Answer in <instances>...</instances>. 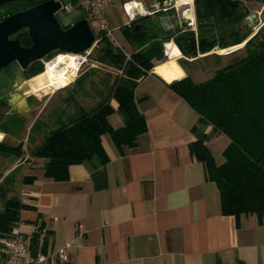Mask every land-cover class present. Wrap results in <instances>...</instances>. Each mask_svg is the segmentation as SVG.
I'll return each mask as SVG.
<instances>
[{"label":"crops","instance_id":"1","mask_svg":"<svg viewBox=\"0 0 264 264\" xmlns=\"http://www.w3.org/2000/svg\"><path fill=\"white\" fill-rule=\"evenodd\" d=\"M191 5L193 9V0ZM155 7V0H115L104 9L103 17L108 25L109 21L120 24L114 27L120 30L136 19L152 16ZM74 12L76 19L83 18L80 11ZM121 37L127 43L122 33ZM167 43L175 46L176 53L167 58L164 48V59L154 66L176 60L182 74L175 80L186 77L178 62L186 58L172 40L164 47ZM127 45L130 51L126 55L141 47ZM72 80L60 89L72 90L76 83ZM171 82L153 71L140 78L134 99L145 119L146 132L131 148L118 146L109 134H103L100 143L106 162L94 158L71 165L64 181L44 177V160L29 157L31 151H25L30 137L34 150L61 123L58 119L50 129L39 122L36 130L43 132L32 135L45 104L37 115L31 114L33 99L29 95L39 97L41 88L48 86H29L25 80L13 85L17 88L9 93L8 114H20L24 128L18 137L1 130L0 142L12 139L22 145L21 157L31 159L29 163L16 159L4 172L6 175L26 164L21 179L34 178L32 183L23 184L25 197L19 198L33 207L20 211L19 228L29 247L30 236L38 234L42 251L64 247L70 264H264V223L255 215H241L238 220L222 215L216 185L206 179L202 163L189 150L190 143L205 134V145L220 164L228 139L200 123L198 114L169 87ZM110 106L109 124L112 128L123 126L116 102L111 100ZM82 107L77 111L68 107L69 118L84 112L86 104Z\"/></svg>","mask_w":264,"mask_h":264},{"label":"trees","instance_id":"2","mask_svg":"<svg viewBox=\"0 0 264 264\" xmlns=\"http://www.w3.org/2000/svg\"><path fill=\"white\" fill-rule=\"evenodd\" d=\"M45 1L23 0L2 5L0 20ZM75 1L69 0L70 3ZM246 2L264 6V0H193L195 31L175 28L163 32L154 22L149 23L151 28L147 26L145 30L136 31L134 25L143 17L122 26L120 31L127 43L132 47L141 46L129 54L128 60L122 49L112 47L106 37L100 36L98 43H102V54L98 61L121 70L122 74L114 80L99 105L59 123L30 152L31 157L44 160V177L64 181L71 165L94 158L105 163L107 157L100 143L103 134H109L118 146L134 147L138 137L146 132L145 119L137 109L134 90L138 80L153 71L167 82L172 81L169 87L198 114L200 123L211 126L213 134L224 135L229 141L220 164L215 162L205 145L208 139L205 134H199L189 145L192 156L202 163L206 179L218 189L221 214L234 216L236 220L241 215H255L259 223H264V25L255 33L244 26L249 15ZM12 38L19 39L23 47L30 46L25 29ZM170 40L189 60L244 43L239 48L243 49V55H234L204 81L196 83L188 75L175 80L182 74L176 60L156 67L152 62L163 58V44ZM213 55L222 59L220 55ZM180 65L183 67L181 62ZM43 72L44 63L36 60L21 70V76L25 81L34 77L36 80ZM111 100L116 102V111L123 120V126L119 128H112L108 122V116L113 112ZM5 104L0 97V131L7 133L3 127L9 115L3 110ZM21 147V144L9 146L0 142V155L15 152L20 155ZM7 176L0 183V197L4 204L0 211V236H7L13 227L19 225L21 210L33 208L19 198L5 197L7 188L4 185L11 182ZM33 179L24 176L22 183L30 184ZM37 238L38 234L32 236L31 249H34ZM238 264L244 263L239 261Z\"/></svg>","mask_w":264,"mask_h":264},{"label":"rangeland","instance_id":"3","mask_svg":"<svg viewBox=\"0 0 264 264\" xmlns=\"http://www.w3.org/2000/svg\"><path fill=\"white\" fill-rule=\"evenodd\" d=\"M61 1L64 4L69 2V0ZM245 6L248 9L249 15L245 19L243 24L246 28L252 30L253 33H255L259 27L264 25V6L255 2H246ZM107 12L106 14L108 15ZM56 15L61 24L74 21L77 18L75 12L66 14L59 11ZM110 17L111 19H116L115 15H110ZM109 22V27L112 30V38H107V40L109 41L110 45L114 48L122 49L124 54L128 53L130 51V47L127 45V43L123 41L119 27L114 28L116 27L115 25L120 26V24H116L115 21ZM89 26L94 34H98L96 22H89ZM114 40L116 41V44L114 43ZM241 45L243 46V44H240L236 47H231L224 50H214L206 55H202V57L197 61L190 62L188 61L189 59L186 60L181 58L178 60V62L182 63V68L186 71L187 75L190 76L197 83L210 78L214 74V71L216 69L230 61V59L233 58L234 55H243V49H239L242 47ZM101 46L102 43L99 42L89 48L91 49V54L89 57H87L86 63L79 67L78 73L72 80V82L76 81V83L73 85L72 90L69 88L55 89L52 86H48L47 88L41 89V91H39L41 92V95L39 97L33 94L29 95L31 96V100L33 99V101L30 102V106L33 105V112L31 114L37 115L41 107L45 104L44 110L36 120V125H34L35 127L32 130V135H34L35 132H43V130L41 129H39V131L36 130V127L39 128V122H42V124L49 125L50 129H54V122L58 119L60 122H66L68 117L70 116V109L68 107H71L72 109L77 111L76 109L83 108L82 104H86V108L82 109V111H87L88 108L96 107L103 101L105 95L109 92V89L111 88L114 80L121 75L117 73L116 68L108 66L106 64H102L98 61L102 54ZM220 52L223 53L221 54ZM59 54L67 55L64 53H52L46 58H43L41 62L45 65L46 62H50ZM213 54L220 55L222 59H218ZM74 55H81L82 57H84V55L82 54ZM163 59L164 52L161 61ZM158 61L160 60H157L156 62ZM10 68L11 65L8 68L6 67L0 71V97L6 103L3 110L6 111L7 114L10 113L9 107L7 106V99L9 98V93H12L15 88H17V86L15 87L13 85L21 83L23 80L21 76V68L18 65H13L11 73H8V70ZM196 74H200L198 75L199 77H196ZM71 92H73V94H71ZM68 95L70 97H67ZM20 117L22 116L17 113L8 115V119H6V123L3 126L7 134L13 135L14 137L22 135L24 127L22 126V121ZM33 143L34 140L32 137H30V140L26 142L25 151H28V153L29 151H32L33 149L31 144ZM6 144L18 146L12 139H8L6 141ZM29 157H31V155ZM16 159H22L25 163H29L31 161L30 158H25V156L22 158L21 155L16 152L7 155L6 157L0 155V183L7 175H9L7 177L11 181L9 183L8 181H6L8 184L4 185V187L7 188V193L5 195L6 198L25 197L21 176L26 170V164L4 175L6 169H8ZM3 207L4 204L0 197V211L3 209Z\"/></svg>","mask_w":264,"mask_h":264},{"label":"water","instance_id":"4","mask_svg":"<svg viewBox=\"0 0 264 264\" xmlns=\"http://www.w3.org/2000/svg\"><path fill=\"white\" fill-rule=\"evenodd\" d=\"M19 1L23 0H0V6ZM178 1L155 0L156 7L151 14L157 15L154 23L163 32H167L170 26L182 30H193L195 27L194 11L177 4ZM60 9L61 1L47 0L0 20V71L12 64L24 70L31 62L42 61L55 51L81 54L94 44L95 34L87 20L82 18L64 28L56 17ZM168 11L172 14H164ZM146 27L140 22L134 25L136 31L145 30ZM22 29L27 31L29 47H23L19 39L12 38Z\"/></svg>","mask_w":264,"mask_h":264},{"label":"built area","instance_id":"5","mask_svg":"<svg viewBox=\"0 0 264 264\" xmlns=\"http://www.w3.org/2000/svg\"><path fill=\"white\" fill-rule=\"evenodd\" d=\"M115 0H76L74 3H62L60 12L72 13L80 11L89 24V22L97 23V33L95 34L96 45L101 37L112 38V30L110 29L107 21L103 17V11L108 6L112 5ZM153 12V11H152ZM151 12V13H152ZM116 44V41L114 40ZM78 55L80 63L83 65L87 61V57L91 54V49H88ZM129 55H126V60ZM157 59H153L155 64ZM119 75L122 71L116 69ZM36 233V227L33 231ZM30 240L32 237L30 236ZM26 239L20 232L19 225L11 229L10 234L7 236H0V264H70L69 255L66 248L62 247L51 251H42V243L37 241L34 249H31ZM29 240V241H30Z\"/></svg>","mask_w":264,"mask_h":264},{"label":"bare ground","instance_id":"6","mask_svg":"<svg viewBox=\"0 0 264 264\" xmlns=\"http://www.w3.org/2000/svg\"><path fill=\"white\" fill-rule=\"evenodd\" d=\"M177 4L184 7L187 6L190 8V10L193 11L191 0H182L181 2H177ZM190 16L193 20V13H191ZM164 48H165V55L167 58L172 57L177 51L172 43L165 44ZM220 53L222 54L223 52ZM81 66L82 64L80 63L79 56L74 54H69V55L59 54L56 58H54L50 62L45 63L44 72L43 74L41 73L42 75L38 79L35 80L34 77L30 80H27V84L29 86H34L39 88L46 85V86H52L55 89H60L66 86L68 83H70V81L76 76L79 67Z\"/></svg>","mask_w":264,"mask_h":264},{"label":"flooded vegetation","instance_id":"7","mask_svg":"<svg viewBox=\"0 0 264 264\" xmlns=\"http://www.w3.org/2000/svg\"><path fill=\"white\" fill-rule=\"evenodd\" d=\"M164 14H172V12L171 11H168L167 13H164ZM155 16H157V15L155 14V15H152V16H145L144 19H142L140 21V23L145 24L146 26H149V23L150 22H155V20H154L155 19ZM173 29H175V28H173L172 26H170V28H168V31L169 30H173ZM53 53H62V52L55 51Z\"/></svg>","mask_w":264,"mask_h":264}]
</instances>
